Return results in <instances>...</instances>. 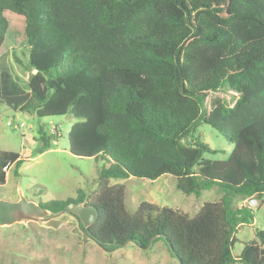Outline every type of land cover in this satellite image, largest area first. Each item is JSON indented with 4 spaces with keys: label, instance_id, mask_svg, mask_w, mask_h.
I'll return each mask as SVG.
<instances>
[{
    "label": "trees",
    "instance_id": "trees-1",
    "mask_svg": "<svg viewBox=\"0 0 264 264\" xmlns=\"http://www.w3.org/2000/svg\"><path fill=\"white\" fill-rule=\"evenodd\" d=\"M25 43L29 100L38 118L68 116V151L104 161L96 198L42 205L53 214L70 203L97 207L95 224L81 229L105 251L163 241L178 264H264V230L232 251L235 233L255 220L247 199L264 200V0H0V50ZM231 91L234 103L211 94ZM0 57V105L3 103ZM10 103V102H9ZM206 124L232 147L227 160L194 137ZM43 153L50 149L42 137ZM22 157L0 153L19 176ZM172 176L176 188L221 198L193 216L179 209L125 208L124 189L111 180L155 181Z\"/></svg>",
    "mask_w": 264,
    "mask_h": 264
},
{
    "label": "rangeland",
    "instance_id": "rangeland-1",
    "mask_svg": "<svg viewBox=\"0 0 264 264\" xmlns=\"http://www.w3.org/2000/svg\"><path fill=\"white\" fill-rule=\"evenodd\" d=\"M3 45L0 50L4 90L3 103L0 105V153H17L23 162L18 177L13 175V167L8 170L0 197L13 201L20 197L21 192L27 201L42 206L54 200L76 198L77 191L82 190L94 200L99 168L104 161L70 154L67 140L73 123L70 117L38 118L30 105L20 110L14 101L11 102L19 95L25 101L29 100L26 84L31 71L27 69L25 43L7 38ZM233 96L237 94L227 90L211 94L206 108L209 110L212 100L216 98L232 105ZM20 124L23 127L16 128ZM44 135L49 138L50 149L40 154L38 150L43 147ZM194 137L215 151L214 154H205L206 159H228L232 147L209 125L200 124ZM108 184L124 189L125 208L131 215L136 212L138 205L148 203L159 208L179 209L193 216L204 203L217 202L221 198L217 188L203 191L199 198L186 196L177 190L174 177L169 175L155 181L130 178L111 180ZM250 200L255 199L237 200L236 205L249 204ZM256 201L257 204L252 206L254 222L235 233L237 242L232 251L234 256L240 254L244 244L257 241L256 230H264V200ZM58 219L65 224L57 230L32 221L0 227V264H178L163 241H158L146 250L128 244L123 248L105 251L86 238L82 225L71 213L66 212Z\"/></svg>",
    "mask_w": 264,
    "mask_h": 264
},
{
    "label": "water",
    "instance_id": "water-1",
    "mask_svg": "<svg viewBox=\"0 0 264 264\" xmlns=\"http://www.w3.org/2000/svg\"><path fill=\"white\" fill-rule=\"evenodd\" d=\"M66 212L71 213L84 229L95 224L99 217L97 207L86 205L83 202L70 203L61 212L53 214L43 206L27 201L20 192L17 201L0 200V227L32 221L57 230L65 224L58 218Z\"/></svg>",
    "mask_w": 264,
    "mask_h": 264
},
{
    "label": "flooded vegetation",
    "instance_id": "flooded-vegetation-1",
    "mask_svg": "<svg viewBox=\"0 0 264 264\" xmlns=\"http://www.w3.org/2000/svg\"><path fill=\"white\" fill-rule=\"evenodd\" d=\"M9 169H10V168H8V167L5 168V171H6V177H7V175H8V172H9L8 170H9ZM13 175L15 176L14 172H13ZM15 177H18V176H15ZM5 184H6V180H5V183H4V184L0 185V191H1V192H3V190H1V189H4L3 187L5 186ZM0 200L12 201V200H10L9 198H5V197H0ZM17 200H19V198L16 199V200H13V201H17Z\"/></svg>",
    "mask_w": 264,
    "mask_h": 264
},
{
    "label": "built area",
    "instance_id": "built-area-1",
    "mask_svg": "<svg viewBox=\"0 0 264 264\" xmlns=\"http://www.w3.org/2000/svg\"><path fill=\"white\" fill-rule=\"evenodd\" d=\"M8 125L11 126V123L8 122ZM19 127H23V124H20L18 127L16 128H19ZM257 204V201L256 200H250V203L249 205L252 207L253 205H256Z\"/></svg>",
    "mask_w": 264,
    "mask_h": 264
}]
</instances>
